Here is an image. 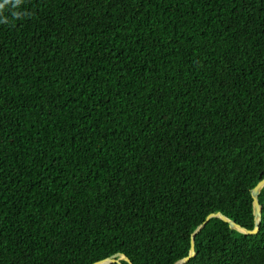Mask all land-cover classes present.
I'll list each match as a JSON object with an SVG mask.
<instances>
[{"label":"trees","instance_id":"obj_1","mask_svg":"<svg viewBox=\"0 0 264 264\" xmlns=\"http://www.w3.org/2000/svg\"><path fill=\"white\" fill-rule=\"evenodd\" d=\"M263 177L264 0L0 10V264H176ZM258 201L185 264H264Z\"/></svg>","mask_w":264,"mask_h":264},{"label":"water","instance_id":"obj_2","mask_svg":"<svg viewBox=\"0 0 264 264\" xmlns=\"http://www.w3.org/2000/svg\"><path fill=\"white\" fill-rule=\"evenodd\" d=\"M263 186H264V177L261 180H259L257 184L250 191L251 196H252V204H253V212H254V227L252 229H248V228L241 226L240 224L231 220L230 218H228L226 215H224L223 213L219 211L209 213L205 217L204 221L190 234V247H189L188 254L184 256L181 260L177 261L176 264H185L190 258H192L195 255V249H194L195 234L206 225V223L211 217H218L222 221L226 222L230 228L237 229L243 233H246V234L257 233V231L259 230V222L261 219V205L258 201V195ZM121 260L126 261L127 264H132L130 259L122 253H117L110 257L95 261L92 264H109L113 262L121 263L120 262Z\"/></svg>","mask_w":264,"mask_h":264},{"label":"clouds","instance_id":"obj_3","mask_svg":"<svg viewBox=\"0 0 264 264\" xmlns=\"http://www.w3.org/2000/svg\"><path fill=\"white\" fill-rule=\"evenodd\" d=\"M21 2V0H3V3L0 4V10L4 8L5 4L14 3V5H18Z\"/></svg>","mask_w":264,"mask_h":264},{"label":"bare ground","instance_id":"obj_4","mask_svg":"<svg viewBox=\"0 0 264 264\" xmlns=\"http://www.w3.org/2000/svg\"><path fill=\"white\" fill-rule=\"evenodd\" d=\"M169 118V117H168Z\"/></svg>","mask_w":264,"mask_h":264}]
</instances>
